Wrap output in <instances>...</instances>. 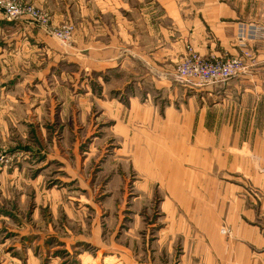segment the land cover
I'll use <instances>...</instances> for the list:
<instances>
[{
  "label": "crops",
  "instance_id": "obj_1",
  "mask_svg": "<svg viewBox=\"0 0 264 264\" xmlns=\"http://www.w3.org/2000/svg\"><path fill=\"white\" fill-rule=\"evenodd\" d=\"M24 1L52 13L57 24L74 23L78 33L74 46L64 49L42 31L27 29L13 39L23 45L24 57L0 51L6 64L9 56L21 60L2 84L18 79L16 88L51 92L55 102L61 92L56 75L63 65L73 68L71 97L63 98L59 120L83 131L89 148L84 160L77 145L72 152L65 149L64 136L60 143L51 138L52 146L45 144L48 129L38 124L54 122V114H46L51 100L43 103L42 116V107L19 120L0 116L10 143L17 140L14 123L21 125L26 154L21 173L59 165L70 177L64 181L78 177L85 187L82 165L110 157L104 167L116 172L112 187H119V176L124 181L132 173L137 208L160 203L153 242L142 248L145 257L138 227L127 235L132 250L125 247L126 237L112 244L126 260L132 252L133 264H169L179 252L174 264H264V0ZM242 25L263 38L242 45ZM188 45L206 58L240 57L243 51L251 57L245 58V73L230 82L196 87L176 77ZM35 135L39 140L31 139ZM30 157L38 160L37 168ZM4 186L15 199L7 200ZM30 186L36 204L43 196L53 201L47 216L13 205L29 203ZM0 187L8 201L0 209V264H63L55 256L61 250L70 258L77 248L70 228L76 216L57 211L66 196L56 189L44 195L39 180L5 177ZM60 220L68 224L62 232ZM90 230L93 240H103L98 227Z\"/></svg>",
  "mask_w": 264,
  "mask_h": 264
},
{
  "label": "rangeland",
  "instance_id": "obj_2",
  "mask_svg": "<svg viewBox=\"0 0 264 264\" xmlns=\"http://www.w3.org/2000/svg\"><path fill=\"white\" fill-rule=\"evenodd\" d=\"M22 1L36 7L39 11L41 10V13H45L46 15L50 16L53 25L51 26L53 28L52 33H54V29L61 28V25H64L66 23L72 24L70 22L57 24L54 16L49 11L38 8L37 6L24 0ZM27 21L28 20L8 22L0 12L1 52L6 49L8 53L13 52V54L16 55L15 57L22 58L21 55L23 56V54L25 53L21 51L23 45H15L13 39L16 37L20 38L23 33L27 34V29L28 31H42L43 34L49 36L52 40L57 42L61 48L63 47L64 49H66L67 47L71 48L72 46H74V41L78 33V28L74 23L72 24L75 28L72 41L70 44L64 46V44L57 38H55L50 33V31H47L46 29L40 27H33ZM10 25H12L13 27H11ZM11 49H13L14 51H11ZM4 59L5 58L0 60V116L17 117V119L19 120L22 117L35 115L38 114V108L42 107L43 103L46 100H51L53 107H47L46 109L48 111L46 114L49 115L52 112V114H54L55 116L54 122H48L46 123L47 125L43 124V122H41L42 125L38 124V128L44 126L48 129V131L46 132V137H48V139L46 140L45 144H47L48 142V146H52L53 141L51 138L56 139V142L60 143L62 141V136H64L65 142H63V145L65 146V149L72 152L75 148V145H77V151L81 153V155H85L83 157L85 160L86 151L88 150L89 145L87 141L88 139L86 140L84 132H75V130L72 131V128L75 127L74 124L73 126H69L67 124L61 123L59 120L60 107L63 98L67 97V93H69V96L67 98L71 97L72 90L70 86H72V83L69 84V79L75 78L73 76L74 69H69L67 65L61 66V70L58 72V75H56L55 80V82L61 86V92L58 93L59 96L55 95L54 102V96H52L53 93L51 92H36L33 88L30 92L27 89L21 90L20 88H16V86L21 83V81L18 79H15L13 81V85H10L9 83L6 84L7 86L3 85L2 81H6V79L10 78L11 72L15 73L13 68L15 66H19L21 63V60L15 61L14 57L9 56V62H7L6 64L4 62ZM3 68H5V70H3ZM2 70L4 72H2ZM78 93L79 90L76 91V95L73 92L74 97H76ZM37 101H40L41 106H38ZM48 104L49 103H46V105ZM44 111L45 107H42L39 110L41 116L44 115ZM50 120L52 121V118H50ZM14 124L15 127L17 126L16 129L18 130L14 132V137L17 140L16 142L10 143L8 136L5 133V123L3 121L0 122V181H3V178L5 177L9 179L13 177L15 178V180L26 179L34 182L36 180H39L40 183H42V185L44 186V188L42 187V189L40 188L39 190H42V192L44 190V195L47 194L48 196V193H50L51 190L56 189L57 191H60L62 197L64 195L66 196L64 197L65 199L61 201L62 203L59 208H57V211L62 212V215L65 213L69 215L70 212L67 211L70 210L71 213L76 216V221H74V223L76 224L73 228H70L71 230L74 229V232L77 234V248L75 251H73L70 258L68 257V254L66 252H63L62 250L56 253L55 256H57L60 261H63V264H133L135 261H133L132 252L129 254L131 260H126L124 253L122 251H118L116 249V246H112V244H115L116 240L119 241L120 238L126 237L125 247L130 248L131 241L129 239L131 238H129V236L127 235H129L133 231L136 232L137 229L140 231L138 237L141 243L139 247L141 255L145 257V254H148L147 251L144 254L142 248L148 249V246L153 242L152 238L154 237L153 235L157 229V227L155 228V226L161 219V213L159 209L160 203L158 201H154L151 204L141 203L138 205L139 209L137 208L136 201H138L137 194H139V190L138 183L136 184L137 179L134 175H132V173H128L124 181H122L119 176V187H112L114 178L112 180L111 175L115 177L117 175L116 172H108V170H106V168L104 167V165L106 164L105 161L108 158L107 157L104 160L101 159L99 162H97V159H93L92 161L90 160L87 166L82 165V171H79V175H81V178L83 177L82 179L85 181L83 182L86 185L85 187H82L80 185L81 180L78 177L76 179L68 180V182L64 181L67 179L66 176H68V174L62 171L63 168H61V166L59 165H56L52 168H48V166L46 170L42 172H36L35 168H33V170L28 169V171L30 172H24V175L21 173V165L26 157V154H24L25 152L21 149V125L19 123ZM69 127L71 130L65 132V129H68ZM31 139L35 141L39 140L36 135L34 136V139ZM30 144H33L34 147H37L38 145L41 147L42 145L41 142H38L37 145V142L34 141H31ZM102 149H105V147ZM30 159H32L31 162L35 166L36 161L38 160L35 157H30ZM33 164L29 165L33 166ZM40 173H42V177H40ZM21 174L23 176H21ZM2 190L7 195V200H9V197H11V199H15L16 193L10 187L7 189L6 186H4ZM34 192L35 188L33 186H30L29 203L21 205L20 202L14 201L13 205L17 206L19 212L26 211V213L32 212L33 214V212L37 210L38 212H41L42 215L47 216L50 212L53 211V201L49 196L48 197L50 199L46 196H43L40 198V202L36 204L35 197H33ZM7 200L4 197L2 198L0 187V209L7 207ZM0 211L3 212V210ZM66 225H68L66 221L60 220L61 232L68 228L65 227ZM97 227L98 231L99 229L102 231L103 238V240H99V242L93 240L90 230ZM23 239L24 237L22 239L20 237V242H22ZM139 248L134 251L135 255L137 254V252H139ZM130 249L132 250V248ZM126 253L128 252H125V254ZM177 255H179V252H174L172 254V256H174V260ZM145 260L146 258H143L142 262H144ZM170 260L171 262H169V264L175 263L173 258H170Z\"/></svg>",
  "mask_w": 264,
  "mask_h": 264
},
{
  "label": "built area",
  "instance_id": "obj_3",
  "mask_svg": "<svg viewBox=\"0 0 264 264\" xmlns=\"http://www.w3.org/2000/svg\"><path fill=\"white\" fill-rule=\"evenodd\" d=\"M0 12L8 22L28 20L33 27H40L50 31L64 46L71 43L74 35V25L66 23L61 28L54 29L51 26V18L45 13H41L36 7L24 3L22 0H0ZM263 38L255 29L247 30L246 25H242L239 31L238 40L242 45L251 39ZM187 53L178 64L176 77L178 81L185 82L196 87H207L212 85H222L239 77L245 73V58H250V52L243 51L240 57H230L225 59L206 58L195 52L191 45L186 47ZM226 234V229L222 230Z\"/></svg>",
  "mask_w": 264,
  "mask_h": 264
}]
</instances>
